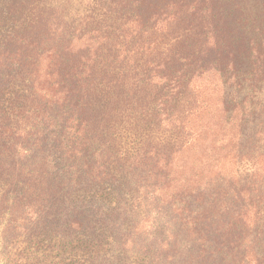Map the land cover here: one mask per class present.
I'll use <instances>...</instances> for the list:
<instances>
[{"label":"trees","instance_id":"obj_1","mask_svg":"<svg viewBox=\"0 0 264 264\" xmlns=\"http://www.w3.org/2000/svg\"><path fill=\"white\" fill-rule=\"evenodd\" d=\"M243 80L264 84V0H0V205L64 206L88 264H264Z\"/></svg>","mask_w":264,"mask_h":264},{"label":"rangeland","instance_id":"obj_2","mask_svg":"<svg viewBox=\"0 0 264 264\" xmlns=\"http://www.w3.org/2000/svg\"><path fill=\"white\" fill-rule=\"evenodd\" d=\"M78 9V2L74 1L68 11ZM228 84L232 104L243 109L250 106L256 109L255 117H250L253 122L246 124L247 138L242 141L247 148L249 141L259 139L252 128L258 122L260 111H264V84L253 87L247 80L241 81V86L234 82ZM261 145L264 147V141ZM88 195L81 192L82 197ZM93 199L98 201L95 206H106L99 203L102 200L99 194H95ZM42 204V207L34 206V202L22 200L16 206L10 203L0 205V264H88L92 254L88 255L83 249V233H67L65 207ZM108 254L111 255L109 264H135L136 261L134 257L126 260L114 250Z\"/></svg>","mask_w":264,"mask_h":264}]
</instances>
